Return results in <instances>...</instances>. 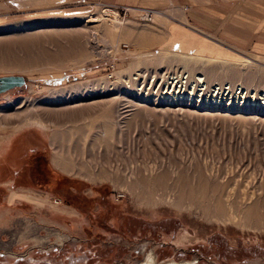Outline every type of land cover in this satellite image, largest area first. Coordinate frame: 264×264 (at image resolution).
<instances>
[{
  "label": "rangeland",
  "instance_id": "rangeland-1",
  "mask_svg": "<svg viewBox=\"0 0 264 264\" xmlns=\"http://www.w3.org/2000/svg\"><path fill=\"white\" fill-rule=\"evenodd\" d=\"M144 1L0 0V264H264V0Z\"/></svg>",
  "mask_w": 264,
  "mask_h": 264
},
{
  "label": "bare ground",
  "instance_id": "bare-ground-1",
  "mask_svg": "<svg viewBox=\"0 0 264 264\" xmlns=\"http://www.w3.org/2000/svg\"><path fill=\"white\" fill-rule=\"evenodd\" d=\"M96 41V40H95ZM93 42H94V40H93ZM7 47H8V45H7ZM3 65V64H2ZM6 66V65H5ZM13 66V65H12ZM14 66H15V64H14ZM14 69L15 68H18V67H13ZM6 69H7V67H6ZM9 70V69H8ZM176 80V79H175ZM199 81V80H198ZM201 81V80H200ZM173 83V82H172ZM178 83V82H177ZM174 86V85H173ZM16 89H18V88H16ZM11 91V90H10ZM6 92H8V91H6ZM6 92H4V93H6ZM172 92V91H171ZM4 93H1V94H4ZM176 93V92H175ZM0 94V95H1ZM178 94V93H177ZM190 94V93H189ZM192 94V93H191ZM8 108H9V105H7V106H5V107H3V108H1L0 109V112L1 111H4V112H7V110H8ZM17 110V109H16ZM18 112H21V111H18ZM24 113V112H23ZM21 115V114H20ZM15 116H18V115H15ZM40 121H38L37 119H33V118H31V119H27V120H25V126L26 125H29V124H31V125H33V124H38ZM8 124V115H2L1 113H0V126H3V125H7ZM40 124L42 125V123L40 122ZM5 127V126H4ZM61 136V135H60ZM58 138H60L59 137V135L58 134H53L52 136H51V143L54 145L55 144V142H56V140L58 139ZM57 154H55V158H54V162H55V164L57 165V166H59V167H61L62 169H64V166H63V164H64V159L61 157V152H56ZM66 166H67V164H66ZM86 175V172H83L82 174H81V176H83V177H85V178H89V177H91V176H85ZM101 178V176H94V177H91V179H89L90 181H92V180H99V179H96V178ZM257 209V208H256ZM247 216L249 217V218H251L252 217V219H254V217H255V214H257L256 213V211H254V209H249V210H247ZM142 264H156L155 262H154V259L152 258V256H151V254L149 255L148 254V256H147V258L145 259V261L142 263ZM167 264H177V263H173V262H170V263H167Z\"/></svg>",
  "mask_w": 264,
  "mask_h": 264
},
{
  "label": "crops",
  "instance_id": "crops-1",
  "mask_svg": "<svg viewBox=\"0 0 264 264\" xmlns=\"http://www.w3.org/2000/svg\"><path fill=\"white\" fill-rule=\"evenodd\" d=\"M103 1H105V2H118V1H124V2H134L135 0H103ZM193 2H194V0H192ZM195 1H197L198 3H199V1L198 0H195ZM213 1V0H212ZM144 2H146V0L144 1ZM239 9H242V7H238ZM174 33L173 34H180V36H181V38H183L184 39V41L185 42H187V44H188V40H193V41H197V40H202V41H206V42H208L209 44H211V42H209L205 37H201V36H199L198 34H196L195 32H193V31H191V30H187L186 28L185 29H181V30H177V31H173ZM181 38H177L175 41H176V43L175 44H178V45H180V43H178L179 42V40L181 41ZM182 39V40H183ZM174 40H171L170 39V42L172 43ZM178 41V42H177ZM195 42H194V44H195ZM174 44V45H175ZM193 44V43H192ZM174 45H172V46H174ZM180 47V46H179ZM186 52V51H185ZM192 53H195V52H192ZM195 54H197V53H195ZM210 56V55H209Z\"/></svg>",
  "mask_w": 264,
  "mask_h": 264
},
{
  "label": "water",
  "instance_id": "water-1",
  "mask_svg": "<svg viewBox=\"0 0 264 264\" xmlns=\"http://www.w3.org/2000/svg\"><path fill=\"white\" fill-rule=\"evenodd\" d=\"M26 85V80L22 76L0 77V94Z\"/></svg>",
  "mask_w": 264,
  "mask_h": 264
},
{
  "label": "built area",
  "instance_id": "built-area-1",
  "mask_svg": "<svg viewBox=\"0 0 264 264\" xmlns=\"http://www.w3.org/2000/svg\"><path fill=\"white\" fill-rule=\"evenodd\" d=\"M145 16H147V14Z\"/></svg>",
  "mask_w": 264,
  "mask_h": 264
}]
</instances>
